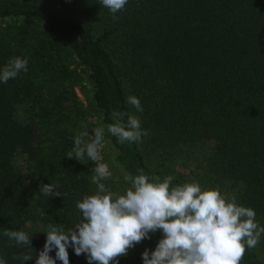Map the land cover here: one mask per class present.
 <instances>
[{
    "label": "trees",
    "instance_id": "obj_1",
    "mask_svg": "<svg viewBox=\"0 0 264 264\" xmlns=\"http://www.w3.org/2000/svg\"><path fill=\"white\" fill-rule=\"evenodd\" d=\"M116 15L100 0H0V68L15 56L28 61L26 72L0 82L6 264H22L14 257L29 252L24 264H35L48 225L77 222L76 201L96 190L94 163L66 154L91 119L106 127L114 110L134 114L147 131L131 144L105 131L127 176L143 169L149 178L172 175L174 185L215 188L251 207L264 227V0H128ZM131 95L143 111L127 102ZM43 183L62 195L45 196ZM5 229L25 231L31 245L10 241ZM150 236L118 264H143L161 233ZM257 246L240 264H264V234ZM68 253L69 264H88Z\"/></svg>",
    "mask_w": 264,
    "mask_h": 264
},
{
    "label": "clouds",
    "instance_id": "obj_2",
    "mask_svg": "<svg viewBox=\"0 0 264 264\" xmlns=\"http://www.w3.org/2000/svg\"><path fill=\"white\" fill-rule=\"evenodd\" d=\"M127 3L128 0H100L115 20ZM27 66L26 58H9L0 68V82L15 79L28 70ZM127 102L143 111L136 96H129ZM111 117L113 122L106 127L91 128V135L85 128L74 136L66 156L81 163H94L91 180L96 190L76 201L79 216L74 226L65 230L48 225L35 264H69L68 247L77 256L85 255L88 264H118L130 248L151 239L150 234L157 231L161 238L154 250L143 251V264H240L246 249L259 243L264 227L255 221V211L237 204L235 197L229 199L215 188H202L196 181L174 185L172 175L149 178L143 169L138 170V175L125 177L130 186L123 192L106 186L103 181L113 173L101 154L105 131L121 144L139 142L147 135L134 114L114 110ZM57 187L43 183L39 188L47 197H59L62 194ZM3 235L17 245H31V236L23 230L5 229ZM53 250L54 257L50 255ZM14 258L24 264L33 259V252ZM0 264L6 261L0 258Z\"/></svg>",
    "mask_w": 264,
    "mask_h": 264
},
{
    "label": "rangeland",
    "instance_id": "obj_3",
    "mask_svg": "<svg viewBox=\"0 0 264 264\" xmlns=\"http://www.w3.org/2000/svg\"><path fill=\"white\" fill-rule=\"evenodd\" d=\"M79 95L82 99H85V94L81 93L80 89L78 88ZM97 126V122L95 119H91V126L88 127L87 131L89 134H92V129ZM102 157H103V162L107 163L111 172L113 173L112 177L109 178L108 181L111 182V184L114 186L113 191L116 192H123L125 188L129 186L128 181L125 180V177L127 176L119 167L118 163L114 159V153L108 147L105 145V148L102 151ZM112 168V169H111ZM126 175V176H125ZM119 182V183H118ZM122 186V189L120 191L118 190L119 186ZM258 251V246L256 245L255 247ZM260 253V252H259ZM261 254V253H260ZM261 256L264 258V255L261 254Z\"/></svg>",
    "mask_w": 264,
    "mask_h": 264
}]
</instances>
